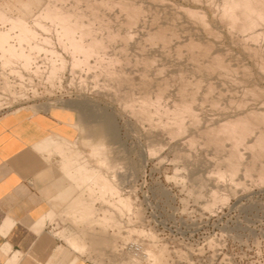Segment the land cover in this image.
Wrapping results in <instances>:
<instances>
[{"label":"rangeland","instance_id":"obj_1","mask_svg":"<svg viewBox=\"0 0 264 264\" xmlns=\"http://www.w3.org/2000/svg\"><path fill=\"white\" fill-rule=\"evenodd\" d=\"M95 2L94 12L89 5ZM48 5L77 15L71 20L89 30L88 42L96 35L104 42L88 67L72 62L73 51L63 48L67 39L57 36L53 24L46 20L47 32L36 25ZM222 6V0H0V31L11 32L8 20L15 17L51 40L39 41L43 48L31 53L28 67L0 50V112L58 108L75 129L70 147L76 152L65 153L63 144L59 150L62 169L77 189L61 196L58 214L49 217L62 252L69 254L70 245L94 264L264 262V151L257 149L259 158L241 147L242 158L232 157L229 140L216 146L205 132L248 111H263L264 26L254 42L221 21ZM131 13L138 18L130 20ZM12 35L19 49L20 30ZM214 57L225 71L209 65ZM184 90L194 97L189 105L195 116L183 118V132L152 126L147 108L154 120H165ZM145 94L152 106L140 111L137 99ZM61 156L55 162L59 171ZM72 166L78 167L69 171ZM59 177L65 189L71 185ZM103 178L114 189L86 200L90 186ZM73 195L76 202L62 215ZM87 205L92 209L83 218Z\"/></svg>","mask_w":264,"mask_h":264},{"label":"crops","instance_id":"obj_2","mask_svg":"<svg viewBox=\"0 0 264 264\" xmlns=\"http://www.w3.org/2000/svg\"><path fill=\"white\" fill-rule=\"evenodd\" d=\"M71 120L58 108L0 112V264H94L70 245L69 254L62 252L49 223L59 198L77 189L59 150L63 144L65 153L76 152ZM60 174L71 183L66 189ZM77 197L69 198L62 215Z\"/></svg>","mask_w":264,"mask_h":264},{"label":"bare ground","instance_id":"obj_3","mask_svg":"<svg viewBox=\"0 0 264 264\" xmlns=\"http://www.w3.org/2000/svg\"><path fill=\"white\" fill-rule=\"evenodd\" d=\"M222 2H223V6H222L223 7V9H222L223 12H222V15H221L222 16L221 17L222 18L221 21L226 23V24H228V28L230 26L231 28L235 29V31H238L239 33L241 32L243 35L247 36L249 39H252L253 41L256 39L255 41H257V38L259 36L257 30L261 26H264V0H222ZM120 3L121 2H119V4ZM125 6H126V4H125ZM89 7L92 9V11L95 12L99 8V3L98 2L92 3V4L89 5ZM85 10H87V9H85ZM62 11H64V10H62ZM62 11H61V9L59 10L57 7H53V6H49L48 5V6H46L44 8L43 12L40 13V15L37 18L34 19L35 23L41 30L46 31V32H47V30H49L48 27L46 26V22L49 21L51 23V25L53 24L57 28V31H59V35L57 34V36H61L62 35V39H64V38L67 39L65 44L61 40L62 43L64 44L63 45L61 43V45L64 46L63 47L64 49H66V47L69 46L68 49L69 50L71 49L73 51V53H71L72 58H73L72 62H74L76 65L77 64H83V65L87 64V67H88V62H89L88 58H90V56H92L94 53H99L101 48H103L104 42H103V45H102L101 40L99 39V37H96L97 35L94 38H92L90 40V42H88V38H89L88 37V33H90L89 30L88 29H87L88 31L81 30L80 26H82V25H80L78 23L80 21L73 23L72 22L73 17H72V20H71V15L72 14L70 15V13L62 12ZM88 11H90V10H88ZM189 11H188L189 15L190 14L194 15L195 12H192V11L189 12ZM72 16H77V15H72ZM129 18H130V20H135L136 16H135V14L131 13V15H129ZM221 18H219V19H221ZM3 19L4 18H2V20ZM82 19H83V17H82ZM8 22L10 23V26H11V29H10L11 32H2V31H0V47H1L0 50H3L4 52H6V54H9V57L12 58V59L21 60L24 63V66L28 67L29 64H30V60H31L30 59L31 58V53L33 51H36V52L37 51H41V49L43 48V47L42 48L40 47V45H41L40 44V42H41L40 40H42L45 43H50L51 40L50 39L48 40V39L41 38L38 32L30 30L26 26V24H25L26 22H24V20H22L20 18L11 17L8 20ZM92 24H93V22H92ZM14 29H19L20 30V35L18 37H16V40L18 41L17 43H18L19 49H16L17 45H13L12 44L14 39H15V37H13V35H12V31ZM89 29H91V28H89ZM262 29H264V27H262ZM113 36H115V35H113ZM262 36H264V35H262ZM86 37H88V38L86 39ZM259 37H261V36H259ZM191 44H192V42H191ZM189 46H190V44H189ZM253 50L255 51V48ZM66 51H68V50L66 49ZM78 53L81 55V57L83 56L82 58H84L81 62L79 61L80 57H79L78 60L76 59V55ZM259 54H260V52H259ZM262 55H260V56H262ZM212 59L213 60L208 61L209 65H214L215 64V65H218V67L223 68V70L226 69V66H225V64H224V62L222 60H219L217 58L218 61H216L217 60L216 57H214ZM263 60H261L262 61L261 68H263V66H264V61ZM58 61H60L62 65L63 64L65 65L63 57L60 56V59ZM100 61H102V60H100ZM107 64L109 65V62ZM107 67H109V66H107ZM230 67H231V65H230ZM210 68H211V66H210ZM52 69H53V67H52ZM111 69H109V71H111ZM105 71H106V69H105ZM226 71H228V70H226ZM236 71H238V70H236ZM106 73H108V72H106ZM115 73H116V71H115ZM115 73L111 74V76L117 74V73L116 74ZM117 76L118 75H116L115 77H117ZM126 80H131V79L125 77V81ZM135 84H137V83H135ZM227 90H229V89H227ZM180 93H181L180 94L181 98H180L179 102H177L174 105V109L173 110L168 108V110L166 111V115H167L168 118L166 117L167 119H165V120H162V119L154 120L153 119L154 115L152 116V114L150 112L151 110L149 109L150 107L147 108L148 110L146 109L147 111H149V110L150 111L149 112L146 111L144 113V116L150 122V124L152 126H154V127H160L161 126V128H163L165 126H168V133H170V134H178L179 132L180 133L183 132V130L185 128V122L183 121V118L185 116H187V115L193 116V117L195 116L194 115L195 112L193 111L192 107L189 105V102L192 99H194V97L192 95L193 98L192 99L189 98V96H191V95L186 90H184V91H182ZM145 95H147V94H145ZM158 95H160V94H158ZM148 96L149 95L138 97L137 103H136L137 105L136 104L135 105L138 106V109L141 108L140 111L143 110L142 108H144V107L146 108L148 104L149 105L151 104L150 101L152 99H150V96L149 97ZM133 100H134V98H133ZM135 102L136 101L134 100V103ZM150 106H152V105H150ZM261 109H263L262 112L261 111L257 112L255 110H252V111H248V112L244 113L242 116H238L237 118H232V119L229 118L225 122H223L221 125H218V126H216L214 128L213 127L212 128H207L205 132H206V134H208V137H209L210 141L214 142L215 145L219 144L224 139L229 140V143L231 145V149H230L229 152L231 153L232 157L236 156L239 159L242 158V154L240 153V150H239L241 147L244 150H251L255 156L259 155L257 153V149H259V147H260L261 149H260L259 152H261L263 154L264 145L262 144V142L264 140V128H263L264 127V107L261 108ZM155 112H157V111H155ZM261 125H263V127H260ZM165 129H167V128H165ZM254 133H258V134L257 135L255 134L256 137H255V140L253 141V143L251 145H248L246 143V139H248V137L253 136ZM234 159H235V157H234ZM239 162H240V160H239ZM237 164H238V162H237ZM76 167H78V166L70 167L69 171H74V169L76 170L77 169ZM246 173H248V172H246ZM96 176H97V178H99L98 175H96ZM259 177L264 180V165H262L261 170L259 171ZM96 181H94L92 186H90L91 188H89V191L87 190V193L89 192V196H88V198L86 200H89L90 202H92L94 200L93 197H94V195L96 194V192L98 190H100V192L102 191V192L106 193V190L114 189V187H112V184H111V182L108 179L103 178V179H100V180L98 179L97 182ZM74 202H76V201H74ZM74 202H72L69 207H71L74 204ZM90 205H92V204H90ZM90 205H89V207L87 205V207L83 208L82 213H81V214H83V218H85L84 214H86V213L88 214L89 213L88 209H89V211H91L90 209H92V206H90ZM145 255L148 256L150 259L153 258L152 252L150 250H146V254ZM156 261H158V260H156Z\"/></svg>","mask_w":264,"mask_h":264},{"label":"built area","instance_id":"obj_4","mask_svg":"<svg viewBox=\"0 0 264 264\" xmlns=\"http://www.w3.org/2000/svg\"><path fill=\"white\" fill-rule=\"evenodd\" d=\"M130 248H132V245H130L129 249H130ZM135 249H136V248H135ZM136 250H137V249H136ZM129 252L131 253V251H129ZM139 252H140V251H139ZM134 253L136 254V253H138V252H132V254H134ZM256 263H257V264H264V262H260V261H257ZM254 264H255V263H254Z\"/></svg>","mask_w":264,"mask_h":264}]
</instances>
